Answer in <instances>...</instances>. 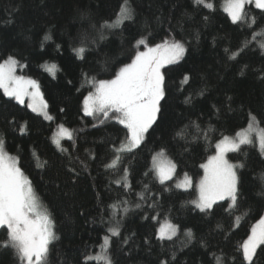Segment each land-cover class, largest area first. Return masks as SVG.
<instances>
[{
    "label": "trees",
    "instance_id": "obj_1",
    "mask_svg": "<svg viewBox=\"0 0 264 264\" xmlns=\"http://www.w3.org/2000/svg\"><path fill=\"white\" fill-rule=\"evenodd\" d=\"M225 1L206 0L214 5L207 8L194 0H127L132 19L102 28L117 19L124 0H0V62L9 56L19 62L18 75L38 82L53 117L0 88V139L55 223L47 264H102L84 257L101 254L109 228L120 233L108 249L113 264H247L241 245L264 218V153L257 139L228 154L233 164H244L237 206L223 200L201 211L193 203L216 145L247 129L249 114L264 129V9L247 4V19L233 22ZM85 38L81 58L73 49ZM172 39L186 52L164 68L156 122L139 146L118 152L130 133L112 113L84 112L91 82L113 78L137 51ZM53 63L54 75L46 68ZM59 125L73 135L57 146ZM160 152L173 161L176 178L193 180L192 189L177 188L176 178L159 181L152 166ZM117 155V166L107 167ZM165 221L178 233L162 240L158 228ZM6 238L0 228V241ZM0 264H20L15 250L0 247ZM253 264H264V245Z\"/></svg>",
    "mask_w": 264,
    "mask_h": 264
},
{
    "label": "snow or ice",
    "instance_id": "obj_2",
    "mask_svg": "<svg viewBox=\"0 0 264 264\" xmlns=\"http://www.w3.org/2000/svg\"><path fill=\"white\" fill-rule=\"evenodd\" d=\"M194 2L207 8L214 7L206 0H194ZM250 2L251 0H227L226 10L233 22L247 19L245 6ZM256 7L264 9V0H256ZM132 16L133 9L128 5L127 0H124L117 19L112 23L106 21L101 27H117L124 20L132 19ZM252 22L255 23V20L253 19ZM92 27L95 28V25ZM44 39L49 40L51 37L45 36ZM85 42L86 38L81 41L80 47L73 49L81 58L87 51ZM139 43L143 45L145 40L141 39ZM185 52L184 43L175 39L165 40L163 43L147 47L144 51H137L131 62L120 67L113 78L91 82L95 90L85 98L84 112L87 115L102 114L104 117L112 113L130 133L127 144L117 149L118 152L131 151L139 146L145 133L156 122L157 115L161 111V101L165 98V76L162 68L180 61ZM236 55L238 53H232L230 59H235ZM18 65L19 62L11 56L0 62V88L21 104L24 103L25 97H30L32 101L30 106L33 110L43 112L47 105L42 99L38 82L17 76L15 73ZM46 68L53 75L58 70L55 63L46 65ZM187 79L188 77H185V80ZM45 116L49 120L53 119L46 112ZM249 116L247 129L236 133L234 138L225 136L216 145V154L203 165L205 175L199 182V198L198 201L193 202L201 211L211 210L217 201L226 198L230 199L232 208L237 206L241 185L238 168H243L244 164L230 163L226 159L228 152L238 151L241 145L252 144L251 134L258 131L259 146L264 153V129L255 127L259 124L255 115L249 114ZM72 135L69 129L59 125L54 142L59 146L61 138L71 139ZM119 160L120 157L117 155L107 167H116ZM153 168L161 183L170 180L175 171V165L163 152L154 157ZM190 184L191 180L186 177L179 186L187 187ZM112 207L115 209L116 205ZM124 212H127V208H124ZM0 228H5L7 233V238L0 241V247L14 249L20 264H47L49 245L57 239L55 223L46 210H41L31 181L19 167L18 158L6 151L3 139H0ZM108 231L111 235L103 237L101 254L85 255L86 261L113 264L108 249L111 245V237L120 233L118 228H109ZM177 231L178 226L166 222L159 229V237L162 240L171 239ZM187 235L192 236L191 230H188ZM261 245H264V218L252 228L251 234L241 245L243 259L247 264H253L257 249ZM161 264H167V261H162Z\"/></svg>",
    "mask_w": 264,
    "mask_h": 264
},
{
    "label": "rangeland",
    "instance_id": "obj_3",
    "mask_svg": "<svg viewBox=\"0 0 264 264\" xmlns=\"http://www.w3.org/2000/svg\"><path fill=\"white\" fill-rule=\"evenodd\" d=\"M247 4H253V5H255L256 6V0H251V2L250 3H247ZM246 4V5H247ZM226 6H227V1H225L224 3H223V5H222V9H223V11L225 12V13H227L229 16H230V14L228 13V11L226 10ZM245 8H246V6H245ZM258 8V7H257ZM261 9V8H260ZM230 18H231V16H230ZM149 47H152V46H149ZM147 49V47L146 48H144V49H142V50H140V51H144V50H146ZM168 65H170V64H167V65H165L164 66V68H166ZM164 68H162V72L164 71ZM18 67L16 68V75L17 76H19L18 75ZM43 99V98H42ZM24 101L25 102H28L27 104H28V106H30L31 105V103H32V101H31V99H30V97H25L24 98ZM44 101V100H43ZM45 102V101H44ZM30 108L33 110V108L30 106ZM34 111V110H33ZM36 113H38V114H40V115H42L43 117H45L46 118V116H45V112L47 113V115H48V112H47V108L43 111V112H41V111H35ZM255 127H257V126H255ZM257 129H259L258 127H257ZM145 136H146V133H145V135H144V138H145ZM64 138H66V137H64ZM251 138H252V140H254V139H257V141L259 142V135H258V131L257 132H253L252 134H251ZM125 144H127V142L125 143ZM124 144V145H125ZM242 146V145H241ZM121 148V147H120ZM124 152V151H123ZM230 152H232V151H230ZM230 152H228L227 154H226V159L230 162V163H232L229 159H228V154L230 153ZM168 160H170L172 163H173V161L170 159V158H168L167 156H165ZM208 162V161H207ZM206 162V163H207ZM205 163V164H206ZM174 164V163H173ZM204 164V165H205ZM153 167V166H152ZM153 170H154V173H155V175L157 176V178L159 179V177H158V175H157V173H156V171H155V169L153 168ZM205 175V169H204V167H203V175L201 176V178L196 182V191H197V196H196V199H195V201H198V198H199V182H200V180L203 178V176ZM189 178L190 180H191V184L189 185V186H187V187H181V186H179V185H181L183 182H184V180H185V178ZM176 178V168H175V171H174V173H173V175H172V177H171V179L170 180H173V179H175ZM160 181V180H159ZM167 181H169V180H167ZM167 181H165V182H167ZM175 186L177 187V188H179V189H181V190H189V189H192L193 188V186H194V183H193V180L189 177V176H185V177H181V178H176V181H175ZM225 200H230V199H225ZM221 201H223V200H221ZM217 202H220V201H217ZM216 202V203H217ZM195 204V203H194ZM41 205V204H40ZM196 205V204H195ZM197 207V206H196ZM198 208V207H197ZM199 209V208H198ZM41 210L42 211H44V209L42 208V206H41ZM166 222H170V221H165V222H163V223H161V225H159V228H158V235H159V229L161 228V226H163ZM171 223V222H170ZM172 224V223H171ZM174 225V224H173ZM177 233H178V231H177ZM177 235V234H176ZM175 235V236H176ZM175 236H173V237H175ZM172 237V238H173Z\"/></svg>",
    "mask_w": 264,
    "mask_h": 264
}]
</instances>
